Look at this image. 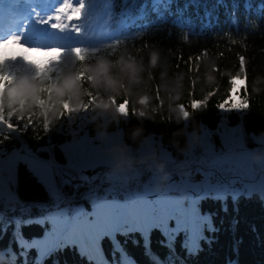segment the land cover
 Returning <instances> with one entry per match:
<instances>
[{"label":"trees","instance_id":"1","mask_svg":"<svg viewBox=\"0 0 264 264\" xmlns=\"http://www.w3.org/2000/svg\"><path fill=\"white\" fill-rule=\"evenodd\" d=\"M90 1L79 0V7ZM62 21L65 34L70 33L77 42L54 48L61 52L51 62L41 53L10 45L7 55L0 56V85L7 83L0 151L9 156L20 149L44 146L59 151L61 145L79 141L76 128L84 111L105 117V122L97 117L85 127L92 142L97 143L102 132L118 133L123 147L130 150L152 140L154 147L149 149L160 148L173 162L187 155L190 135L206 130L215 133L217 143L223 116L226 129L242 125L248 144L253 137L264 143V0H95L83 15L80 12L79 19L63 17ZM38 63L41 67L47 64L39 76ZM245 68L246 91L240 90L243 80L232 79L243 78ZM22 80L51 90L38 93L43 107L30 101L13 112L8 95ZM234 101L240 104L234 105ZM229 102L233 107L247 105V110L225 114L218 110V105ZM64 104L74 110L68 111ZM20 116L24 118L17 119ZM8 123L14 127L9 128ZM122 162L114 168L133 166L137 161ZM112 173L94 178L89 187H131L124 172L119 176ZM233 179L231 172L221 177L230 190L226 204L215 196L202 202L201 211L209 225L199 233V250L191 254L183 237L170 242L160 232H152L150 240L146 236L153 223L152 213L159 216L166 208L183 206L190 202L185 197L182 202L175 198L160 204L153 195L137 201L135 212L107 226L125 233L118 239L135 264H155L153 257H159L162 264H264V195L252 191L233 199ZM16 182L20 202L47 201L46 191L23 165ZM76 183L80 182L65 189L69 202L91 213L93 205L82 198L83 189L77 191ZM14 215L19 213L8 212L0 219V264H23ZM36 221H25V238L44 231V225ZM104 253L110 264H120L119 253L114 254L107 242ZM53 260L89 264L79 247L72 245L62 248L47 264ZM28 264H32V254Z\"/></svg>","mask_w":264,"mask_h":264},{"label":"snow or ice","instance_id":"2","mask_svg":"<svg viewBox=\"0 0 264 264\" xmlns=\"http://www.w3.org/2000/svg\"><path fill=\"white\" fill-rule=\"evenodd\" d=\"M59 13L64 14L68 21L79 19L81 7H71L65 5L61 7ZM55 20L60 21L61 15H57ZM65 25L56 23L54 28H63ZM18 38H11L8 45L0 43V56H6L8 46L19 47ZM33 52L43 54L49 62L53 58H58L60 49H33ZM79 52L78 49L74 50ZM37 75L39 76L47 67L38 63ZM233 77L232 79L240 83V90L246 91L247 75ZM9 81L8 77L2 78ZM70 88V86H69ZM7 90V83L0 85V121L4 118V92ZM41 91L51 92L50 89H38L27 80H22L13 87L8 95L9 106L13 109L19 107L24 109L32 101L41 107L44 106L43 100L38 97ZM58 94H63V90H58ZM239 94V90H238ZM206 103V101L204 102ZM64 108L72 111L69 105L64 104ZM85 109L87 105L83 106ZM247 105L243 107H233L231 102L218 105L221 111H246ZM12 113L9 114V117ZM123 114H127L125 111ZM187 118V113H184ZM20 116L17 119H23ZM9 128L14 127L11 123ZM47 128V124L45 125ZM225 135L222 143L217 147L214 139L206 140L204 150L197 158L200 164L196 172L199 181H187L189 191L192 193L190 202L183 206L166 208L159 216L152 213L153 223L148 228L146 236L151 238L152 232H160L167 236L172 242L177 238L183 237V245L191 254L199 250V233L203 232L209 225L208 218L201 211L203 201L215 195L217 200H223L224 204L229 198V188L220 179L226 171L232 170L231 149L234 138L229 135L228 129H224ZM211 135H215L212 133ZM240 147H243L241 144ZM103 156L95 147L94 142L85 137L77 142H67L61 145L59 151L54 148L40 147L38 150L20 149L7 155L6 151H0V219L8 213H19L14 215L17 225V236L20 238V248L23 254V264H28V256L32 254V264H47V262L62 248L72 245L79 247L81 254L89 259V264H110L104 253V245L107 242L113 253H119L120 264H135L134 259L129 256L123 248L119 236L125 233L118 227H108L110 221H118L125 215L136 211V202L147 200L149 193L123 189L116 184L99 189L89 187L96 168L103 166ZM23 165L41 184L47 193V201L34 202L27 204L18 200L17 176L20 166ZM76 183L79 191L83 189V199L88 200L93 205V211L88 213L83 207L73 206L69 202L70 194L66 188ZM236 181H233L235 184ZM239 190H232L233 199L239 196ZM74 200V199H73ZM226 211L227 209L224 208ZM38 220L44 225L41 235L32 238L23 236L22 228L25 221L31 223ZM130 234V233H129ZM189 241L191 246H189ZM26 249V250H25ZM150 251V247L148 249ZM174 250V248H173ZM15 259V257H14ZM155 264H162L159 257H153ZM52 264H58L53 260Z\"/></svg>","mask_w":264,"mask_h":264},{"label":"rangeland","instance_id":"3","mask_svg":"<svg viewBox=\"0 0 264 264\" xmlns=\"http://www.w3.org/2000/svg\"><path fill=\"white\" fill-rule=\"evenodd\" d=\"M53 0H35L37 2V12L34 8V4L30 3V10L26 9V12H30V17L33 15L34 18L33 25H36V32L39 35H42L38 39H34L32 41L33 44H41L43 46L47 45L48 41L50 42L51 35V25L52 21L49 18L45 17L47 14L46 8L49 3ZM55 1V0H54ZM62 1V0H59ZM67 2L68 0H64ZM58 3H53L50 6L54 8L55 12H58L59 9H55ZM24 7L27 5L22 4ZM71 6H73L70 3ZM20 7V6H19ZM3 11L0 10V13ZM29 17V16H28ZM15 36L18 40H23L22 34L20 31H16L10 37ZM50 37V38H49ZM5 40H9L6 38ZM53 42L63 43L65 40L63 39H52ZM234 105H239L240 101H234ZM227 111H223L225 114ZM97 117H100L102 121L105 122V117L101 115H97L95 113H91L88 111H84L83 113V121L76 128V135L78 140H82L87 137V133L85 132V127L88 122L95 121ZM226 120L225 116L222 117V124L220 125V130L216 132L217 135V147L222 143V137L225 135L224 129H226L225 124L223 122ZM225 123V122H224ZM229 135L234 138V144L231 149V161H232V170L226 171L231 172L232 177H235L231 181V191L236 189L239 190V193L242 195H250L252 191H257L261 196L264 195V143L261 142L260 137H253L251 143H247V139L242 135V125L238 124L237 128L228 129ZM212 132L202 130V133L198 136H189V149L187 155L180 162H173V166L166 172H163L162 166L164 163H170L172 161L168 160V154L163 153V151L155 147V149H149L153 146V141L148 140L145 141L140 149L130 150L127 147H123V142L120 139L118 133H111L109 135L100 134V136L94 142L95 147L99 150L100 154L103 156V166L96 168L98 171L99 168L108 169V172H114L112 174L118 175L119 172H124L127 177L126 182L130 181L132 183L130 189L133 191H139L144 193L147 191L149 193L147 199L155 195L153 200L160 199V204L162 201L169 202L178 199V202H182L181 200L187 199L190 200L192 193L189 191V185L187 181L191 178L192 181H199V177H197L196 172L200 167L198 163V156L204 150V146L206 140L214 139L216 140L215 135H211ZM88 140H92V138H88ZM151 144V146H149ZM243 147H240V145ZM145 146V147H143ZM156 146V145H155ZM149 149V150H148ZM132 159L137 161L133 166L121 167L119 169H115L114 167H118V165L122 166L123 162ZM157 160V161H156ZM118 164H116L117 162ZM113 166V169H111ZM104 169V170H105ZM96 172V174H97ZM144 174H142V173ZM106 173H98L97 175H93L94 178H99L104 176ZM142 174V175H141ZM234 174V175H233ZM146 175L143 179L141 176ZM224 176H227L225 174ZM221 179V178H220ZM229 178L225 180L228 182ZM124 181V180H123ZM233 181H236L233 184ZM126 188V189H129ZM172 194H177L178 196H173ZM239 194V195H240ZM215 196V195H213ZM185 197V198H184ZM177 198V199H175ZM180 198V199H179ZM149 201H152L149 199ZM139 202H136V206ZM40 223L38 220L36 221Z\"/></svg>","mask_w":264,"mask_h":264},{"label":"flooded vegetation","instance_id":"4","mask_svg":"<svg viewBox=\"0 0 264 264\" xmlns=\"http://www.w3.org/2000/svg\"><path fill=\"white\" fill-rule=\"evenodd\" d=\"M170 161H172V160H170ZM172 166H173V161L170 163H164L162 166L163 172H166V169L169 170Z\"/></svg>","mask_w":264,"mask_h":264},{"label":"water","instance_id":"5","mask_svg":"<svg viewBox=\"0 0 264 264\" xmlns=\"http://www.w3.org/2000/svg\"><path fill=\"white\" fill-rule=\"evenodd\" d=\"M107 170H108V169H105V170H104L103 168H99V169H98V171H99L100 173H102V174L106 173ZM96 172H97V171L95 170V173H94V174H93V173H89V175H95ZM95 179H97V178H95Z\"/></svg>","mask_w":264,"mask_h":264}]
</instances>
